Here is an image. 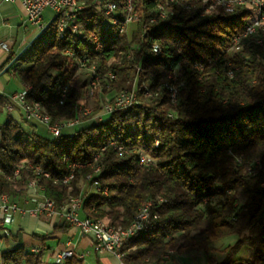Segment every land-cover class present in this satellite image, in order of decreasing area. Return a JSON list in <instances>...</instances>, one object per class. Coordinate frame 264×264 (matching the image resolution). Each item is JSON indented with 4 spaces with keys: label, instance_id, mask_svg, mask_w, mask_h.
<instances>
[{
    "label": "trees",
    "instance_id": "1",
    "mask_svg": "<svg viewBox=\"0 0 264 264\" xmlns=\"http://www.w3.org/2000/svg\"><path fill=\"white\" fill-rule=\"evenodd\" d=\"M80 1L78 33L62 38L54 18L14 66L28 89L25 101L41 106L51 125L79 124L72 135L41 136L5 114L10 102L0 95V195H23L34 182L57 208L81 196L84 218L123 229L151 203L143 228L122 243V264H165L195 253L207 264H264V46L242 37L252 14L244 5L226 13L215 0H130L138 19L120 33L95 9L99 0ZM115 2L119 23L126 2ZM159 5L164 19L156 17ZM236 36L239 47L230 53ZM90 67L98 88L82 116L87 84L77 73ZM132 87L136 104L91 122L106 95ZM92 165L107 195L81 193ZM231 238L218 259L214 245ZM244 248L249 255L241 259ZM45 249H11L0 264H46ZM63 264L84 262L73 253Z\"/></svg>",
    "mask_w": 264,
    "mask_h": 264
},
{
    "label": "crops",
    "instance_id": "2",
    "mask_svg": "<svg viewBox=\"0 0 264 264\" xmlns=\"http://www.w3.org/2000/svg\"><path fill=\"white\" fill-rule=\"evenodd\" d=\"M52 14L46 11L44 23L47 25ZM41 32L26 20L23 7L18 2H0V44L6 49L0 50V95L9 99V96L22 92L25 87L14 71L16 60L22 56L34 38ZM11 61L8 63V59ZM5 110V109H4ZM16 122L23 119V114L18 107L8 113ZM27 126L37 134L49 137L46 127L38 121L27 122ZM30 130V129H29ZM75 129L62 130L63 136L72 135ZM88 184H81V193L87 194ZM43 198L40 188H27L23 195L9 197L10 203H15L21 209H31ZM65 206V205H64ZM81 218H84L80 214ZM6 219L5 225L0 230V252L22 247L27 251H38L45 247L42 257L46 264H54L56 254L71 249L78 255L84 264H122L121 260L110 253H100L93 249L89 238L84 237L78 230L72 228L64 219H49L46 216L33 217L21 215L16 212L8 216L0 215ZM43 241V242H42ZM165 264H207L202 253L191 255H176L168 259Z\"/></svg>",
    "mask_w": 264,
    "mask_h": 264
},
{
    "label": "built area",
    "instance_id": "3",
    "mask_svg": "<svg viewBox=\"0 0 264 264\" xmlns=\"http://www.w3.org/2000/svg\"><path fill=\"white\" fill-rule=\"evenodd\" d=\"M0 2L20 3L24 9L27 22L34 26L38 32H42L44 30V14L46 11H49L52 14L51 19L56 18L58 27H65V34L66 32H75L76 34V26H78L79 20H75V11L76 9H84L76 8V4L72 3V0H0ZM125 2H128L129 4V13L128 16H126V22L134 23L137 21L138 16L135 14L130 0H125ZM95 9H98L99 12H103L104 15L107 12H115L114 5H109V0L108 5H100L99 1L95 2ZM166 16L167 15L165 14L164 7L161 5L157 6L156 17L158 19H164ZM117 17H119V14H117ZM150 21L153 22L154 19H151ZM114 23H116V19ZM262 29H264V18H262V21L250 20L242 36L260 35V30ZM65 34H62V38H65ZM238 37L239 36H236L235 44L230 49V53H236V50L239 47V45H237ZM2 49H6V46L4 44H0V50ZM81 63H86V60H83ZM200 69L202 70L201 65ZM90 74V77H94V79L98 77L95 71H90ZM107 75H111V80H113L114 74L108 73ZM27 91L28 89L25 88V90H23L22 92L9 96L10 103L7 107L8 113L13 110V106L19 108V110L23 114L24 126H27V122L33 120L38 121L46 127L49 138L54 140L61 137L63 129L73 128L79 124V121L75 119L69 121V123H57L51 125L50 119L46 118L44 115H37L34 109H29L27 108V106H25L24 93H27ZM90 95H92V92H90ZM174 95L175 91H172V100H174ZM134 101V93L131 91H124L123 96H121L115 103H107L104 106V115L106 116L114 112L121 111L124 104ZM86 113L88 114L89 112L86 111ZM101 118L102 116L100 117V119ZM110 145L113 146V143ZM144 162H146V157L143 155V159L140 160V163ZM66 176L64 178H66ZM94 178L95 177L90 179V187L93 189L94 193H101L102 195H106V192H100V185L98 184V182L94 181ZM36 187L37 186H35V184L31 182V188ZM150 206L151 203H148V207L147 209H145L144 213H141V215L134 218L131 224L127 228H125V231H123V242L132 234L137 233V229L140 228L141 225L145 224V222L149 218ZM80 208L81 196L78 201L69 200L68 206H60L59 208L56 207L54 201H48L46 200V198H43L33 208L25 210L19 208L15 203H10L9 197H6L2 194L0 195V215L8 216L9 214L18 212L21 215H29L33 217L44 215L49 219H53L55 217L62 218L72 228L78 230L82 236L89 238L93 249L96 252L110 253L120 259L119 250L122 246V243H116L114 241V231H111L106 226H101V224H94V221H90L88 218H81ZM6 221V219L0 218V230L3 225H5ZM32 252L36 253L37 251L33 250ZM72 254L73 251L71 249H66L56 254L54 258V264L63 263L66 259L70 258Z\"/></svg>",
    "mask_w": 264,
    "mask_h": 264
},
{
    "label": "bare ground",
    "instance_id": "4",
    "mask_svg": "<svg viewBox=\"0 0 264 264\" xmlns=\"http://www.w3.org/2000/svg\"><path fill=\"white\" fill-rule=\"evenodd\" d=\"M167 1L172 3L174 0H167ZM215 2H216L217 5L221 6L226 13H230V14L234 12L236 6H241V5L246 6V4H248V8H250L252 11L256 12V19H254V21H262V18H264V0H229V1L228 0H215ZM72 3L76 4V8H84V3L81 2L80 0H72ZM99 3H100V5H108V0H99ZM130 3H131V1H130ZM109 5H114L115 12H107L105 15L111 18L112 24H118V31L120 33L124 32L126 30L127 26L131 24V22H126V16H128V13H129V4H128V2L125 3V8L122 11V17H120L121 21H119V23H118V20L116 19V15L118 13L117 12V3L115 2V0H109ZM81 10L82 9H76V11H75V19H76V14L79 11H81ZM120 15H121V13H120ZM115 19H116V23H114ZM52 20L53 19H50L49 23ZM46 26L47 25L45 24V27ZM45 27H44V29H45ZM57 28H58V32L60 34L65 33V27H58V23H57ZM78 32H79V25L76 26V33H78ZM72 34H75V32H72ZM262 34H264V29L260 30V35H250L254 39L255 43L258 46H264V44H260V43H264V36H262ZM235 41H236V39L234 40V43H235ZM194 67H195V70L201 71L199 64H195ZM108 77L111 79V75H109ZM91 80H92L91 84L94 86L95 81L97 80V77L95 79L93 77V79H91ZM25 95H26V93H24V103H25V106H27V108L34 109V111L37 113V115H44L46 118L50 119V117L48 115H46V114H44V113L39 111V106L38 105H34V106L27 105L26 102H25ZM121 96H123L122 92H121V95L115 100L117 101ZM133 104L134 103H132V102L126 103V104H124L122 106V109H127V108L131 107ZM5 110H7V108ZM67 123H69V122H67ZM113 146L115 147L114 144H113ZM117 149L119 151L122 150L121 148H117ZM142 159H143V157L141 158V160ZM96 160H97V157L94 158V162ZM78 167H81V166L80 165H71L70 166L69 174L66 176V178H64L62 180L63 184H67L68 182H70L73 179L74 170L76 168H78ZM91 168L93 169L92 170L93 172L86 176V180H88V181H90V179L93 178V175L98 174L99 171H100V167L97 166V165H92ZM44 176L47 177V174H44ZM28 188H31V182L29 183ZM100 192H106V195L108 193L107 189L106 188H101V186H100ZM78 199L79 198H73V199L70 198L71 201H78ZM46 200L52 201V200H49V199H46ZM68 205H69V201L65 204V206H68ZM147 207H148V204L143 206L139 210V212L136 214V216L134 218H136L139 215H141V213H144V211H145V209H147ZM80 211H81V208H80ZM90 221H94V220H90ZM94 224H101V226L108 227L111 231H114V241L116 243H123V231H125V229L120 228V227L119 228L118 227L117 228H113L111 226L105 225L101 221H94ZM143 225H141V227L137 229V233L143 228ZM137 233L132 234L130 237H133V236L137 235ZM120 258H121V255H120ZM56 264H63V263H56Z\"/></svg>",
    "mask_w": 264,
    "mask_h": 264
},
{
    "label": "rangeland",
    "instance_id": "5",
    "mask_svg": "<svg viewBox=\"0 0 264 264\" xmlns=\"http://www.w3.org/2000/svg\"><path fill=\"white\" fill-rule=\"evenodd\" d=\"M203 1V3H207V1L208 0H202ZM213 2H214V0H213ZM132 4V3H131ZM212 4V3H211ZM215 4V3H214ZM244 7H246L247 8V10L252 14V19L251 20H254V19H256V12H254V11H252L250 8H248V4H246V6H244ZM212 9V6H209V7H207L206 8V10L204 11V13L202 14V15H204V14H206L207 12H209L210 10ZM165 12H166V10H165ZM110 21H111V24H112V20H111V18H110ZM110 21H107V23L105 24L106 26H109L110 25ZM134 24L133 23H131L130 25H128L127 26V30H128V32H131L133 29H134ZM242 37H244V36H242ZM245 38V37H244ZM246 38H248V37H246ZM239 41V40H238ZM237 45H238V42H237ZM83 65V64H82ZM90 71H95L94 70V68L93 67H90L89 68V70H80L78 73H77V78H78V81L80 82V83H86L87 85H86V87H85V89L83 90V94H82V98H83V100H82V102H81V105H80V111H81V113H82V116H87V115H89V113H90V111L92 110V108L95 106V101L93 100V94H94V92L97 90V88H98V81H99V78L97 77V80L95 81V84H94V86L91 84V79H93V77H90ZM109 75H107V78H109L108 77ZM110 79V78H109ZM115 79V75H114V78H113V80ZM111 80V79H110ZM124 91H131V92H133L134 93V99H135V101L134 102H132V103H137L138 102V97H137V95H136V91H135V88L134 87H132L131 89H129V90H124ZM124 91H122V93L124 92ZM169 91H170V93H171V98H172V91H175L173 88H169ZM90 92H92V95H90ZM175 93H176V91H175ZM121 95V92L119 93V94H117V96H113L112 94H110V95H106L104 98H103V105L101 106L102 107V109H101V111L99 112V114L98 115H96V117H94L93 119H92V123H95V122H98V121H100V120H102V119H100V117L102 116V118H105V115H104V111H103V109H104V106L108 103H110V100H111V98H113L114 97V99L111 101V103H115L116 102V100L115 99H117L119 96ZM144 95L146 96V97H151L150 96V93L149 92H147V91H145V93H144ZM175 96V95H174ZM175 98V97H174ZM172 100V99H171ZM172 101H174V100H172ZM26 102V101H25ZM26 104L27 105H30V106H34V105H36V104H28L27 102H26ZM8 107V105L5 107V109ZM4 111H6V110H4ZM39 111L40 112H42V113H44L43 111H42V109H41V106H39ZM86 111H88L89 113L87 114L86 113ZM76 120H78V119H76ZM79 121V120H78ZM64 123H67V122H64ZM90 168V167H89ZM83 183H86V184H88L89 186H90V184L89 183H87V182H85V181H83L81 184H83ZM262 185H264V184H262ZM87 190L89 191L88 193H94V191H93V189H90L89 190V188H87ZM73 199V198H72ZM219 198L218 197H213L212 199H211V201H217ZM70 200V199H69ZM68 200V201H69ZM234 242V239L233 238H231V239H227V240H225V241H223V242H220V243H217V244H215L214 245V247H215V256L218 258V259H221L222 257H223V253H222V250L224 249V247L225 246H227L228 244H232ZM248 255H249V250H247L246 248H244V249H242L241 250V252H240V254H239V258H241V259H246L247 257H248Z\"/></svg>",
    "mask_w": 264,
    "mask_h": 264
},
{
    "label": "water",
    "instance_id": "6",
    "mask_svg": "<svg viewBox=\"0 0 264 264\" xmlns=\"http://www.w3.org/2000/svg\"><path fill=\"white\" fill-rule=\"evenodd\" d=\"M38 35H39V34H38ZM38 35H37V36H38ZM37 36H36V37H37ZM36 37H35V38H36ZM35 38H34V39H35ZM32 42H33V41H32ZM32 42H31V43H32Z\"/></svg>",
    "mask_w": 264,
    "mask_h": 264
}]
</instances>
